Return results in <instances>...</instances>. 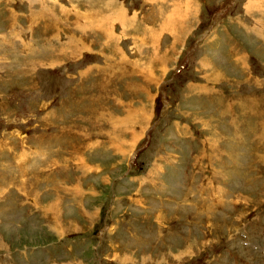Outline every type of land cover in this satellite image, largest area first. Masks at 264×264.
<instances>
[{
  "label": "rangeland",
  "instance_id": "obj_1",
  "mask_svg": "<svg viewBox=\"0 0 264 264\" xmlns=\"http://www.w3.org/2000/svg\"><path fill=\"white\" fill-rule=\"evenodd\" d=\"M228 2L0 0V264H264V0Z\"/></svg>",
  "mask_w": 264,
  "mask_h": 264
},
{
  "label": "crops",
  "instance_id": "obj_2",
  "mask_svg": "<svg viewBox=\"0 0 264 264\" xmlns=\"http://www.w3.org/2000/svg\"><path fill=\"white\" fill-rule=\"evenodd\" d=\"M172 1V0H171ZM165 2H166V4H167V8H166V10H168L167 11V14L168 15H171V16H183V17H181L182 19L183 18H185V16H187L188 14H189V12H186L185 11V8L188 6V4H191L192 3V0H175V2H176V5H173V8L169 5V4H171L169 1L167 2L166 0H165ZM172 4H175V3H173L172 2ZM200 6V4H193L192 5V7H195V9L197 8V7H199ZM169 7H171V8H169ZM181 8H183L182 9V12H179L180 10H175V9H181ZM184 11V12H183ZM180 13V14H179ZM181 13H182V15H181ZM170 16V17H171ZM164 22V21H163ZM219 22H220V20H219ZM165 23V22H164ZM166 24H168V23H166ZM168 25H170V24H168ZM163 30H168V29H163ZM169 31V30H168ZM197 49H198V47H197Z\"/></svg>",
  "mask_w": 264,
  "mask_h": 264
},
{
  "label": "water",
  "instance_id": "obj_3",
  "mask_svg": "<svg viewBox=\"0 0 264 264\" xmlns=\"http://www.w3.org/2000/svg\"><path fill=\"white\" fill-rule=\"evenodd\" d=\"M222 10H223V9H222ZM222 10H221V11H222ZM190 51H191V50H190ZM177 69H179V67H178ZM165 100H167V98H165Z\"/></svg>",
  "mask_w": 264,
  "mask_h": 264
},
{
  "label": "bare ground",
  "instance_id": "obj_4",
  "mask_svg": "<svg viewBox=\"0 0 264 264\" xmlns=\"http://www.w3.org/2000/svg\"><path fill=\"white\" fill-rule=\"evenodd\" d=\"M84 2V1H83ZM93 24V22H91ZM101 23V22H100ZM102 24V23H101Z\"/></svg>",
  "mask_w": 264,
  "mask_h": 264
}]
</instances>
